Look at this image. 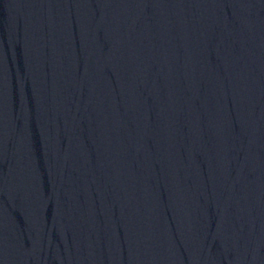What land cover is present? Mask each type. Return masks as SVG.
Instances as JSON below:
<instances>
[{"label":"water","instance_id":"water-1","mask_svg":"<svg viewBox=\"0 0 264 264\" xmlns=\"http://www.w3.org/2000/svg\"><path fill=\"white\" fill-rule=\"evenodd\" d=\"M192 0H0V264H193Z\"/></svg>","mask_w":264,"mask_h":264}]
</instances>
